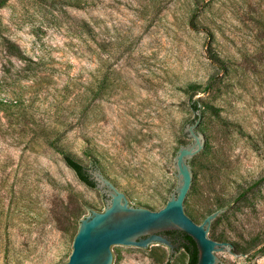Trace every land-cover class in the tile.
Wrapping results in <instances>:
<instances>
[{"label": "rangeland", "instance_id": "1", "mask_svg": "<svg viewBox=\"0 0 264 264\" xmlns=\"http://www.w3.org/2000/svg\"><path fill=\"white\" fill-rule=\"evenodd\" d=\"M2 1L0 264L67 261L82 219L105 210L66 155L163 208L194 122L212 145L191 160L190 215L218 211L208 236L239 251L224 264H264V0ZM115 254L190 258L180 245Z\"/></svg>", "mask_w": 264, "mask_h": 264}, {"label": "water", "instance_id": "2", "mask_svg": "<svg viewBox=\"0 0 264 264\" xmlns=\"http://www.w3.org/2000/svg\"><path fill=\"white\" fill-rule=\"evenodd\" d=\"M195 126L196 122L188 124L193 141L182 145L175 158L179 184L160 210L134 206L97 167L89 169L96 187L105 192L107 205L105 210H94L82 219L69 259L61 264H117L115 251L175 250L180 241L169 234L171 231L187 233L195 240L197 264H224L217 255L239 253L230 243L208 236L209 226L218 211L199 224L188 210L199 189V177L191 160L210 150L212 145L208 135L203 141Z\"/></svg>", "mask_w": 264, "mask_h": 264}, {"label": "trees", "instance_id": "3", "mask_svg": "<svg viewBox=\"0 0 264 264\" xmlns=\"http://www.w3.org/2000/svg\"><path fill=\"white\" fill-rule=\"evenodd\" d=\"M2 4H3V1L0 0V8ZM195 107L197 106L195 105ZM65 160L67 164L75 170L76 174L83 182H85L86 184L90 186L96 187V182L92 178V175L89 171L91 167H97L95 164L86 165L82 163L81 161L75 159L71 155H66ZM169 234H171L175 238H179L180 247L185 248L188 251L190 255L188 264H197L199 256H198V247H197L195 240L187 233H184L181 231H171L169 232Z\"/></svg>", "mask_w": 264, "mask_h": 264}, {"label": "flooded vegetation", "instance_id": "4", "mask_svg": "<svg viewBox=\"0 0 264 264\" xmlns=\"http://www.w3.org/2000/svg\"><path fill=\"white\" fill-rule=\"evenodd\" d=\"M172 236V235H171ZM173 237V236H172ZM175 240H179L180 241V239L179 238H175V237H173Z\"/></svg>", "mask_w": 264, "mask_h": 264}]
</instances>
